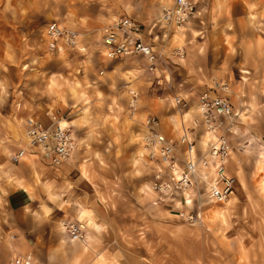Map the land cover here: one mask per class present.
<instances>
[{
  "label": "rangeland",
  "instance_id": "1",
  "mask_svg": "<svg viewBox=\"0 0 264 264\" xmlns=\"http://www.w3.org/2000/svg\"><path fill=\"white\" fill-rule=\"evenodd\" d=\"M172 1L0 0V264L26 253L33 264H264V0H194L177 35L163 19ZM120 15L140 22L154 69L142 53L103 54L100 28ZM55 19L81 30L86 49L48 47ZM218 79L237 111L227 163L235 192L214 201L197 175L189 201L181 190L170 197L155 187L164 164L149 157L145 118L158 116L182 163L179 135L189 127L200 148L191 118ZM52 110L76 135L71 159L13 162L26 117L48 121ZM28 172L37 195L24 216L6 193ZM15 224L37 227L30 250L10 242Z\"/></svg>",
  "mask_w": 264,
  "mask_h": 264
},
{
  "label": "built area",
  "instance_id": "2",
  "mask_svg": "<svg viewBox=\"0 0 264 264\" xmlns=\"http://www.w3.org/2000/svg\"><path fill=\"white\" fill-rule=\"evenodd\" d=\"M194 0H173L164 5L163 19L172 23H182L194 14ZM101 41L104 45L103 54L109 57L121 55H136L142 53L149 61L150 69L157 63V53L152 44L142 37L140 22L129 16L120 17L105 22L101 26ZM47 46L53 50L65 48L86 49L82 33L73 25H66L58 20H52L46 27ZM228 83L225 79L213 82L210 89H202L195 103L196 113L191 118V126L211 131L214 135L209 138L202 150L197 147L196 140L189 134V127L179 135L180 142L185 146L182 163L178 161L176 141L161 130V124L156 114H148L145 118L146 131L143 135L149 157L164 164L156 170L155 187L168 196L173 197L179 190L185 194V189L195 181L198 167L212 166V175L206 183L207 195L214 201L222 202L235 190L236 176L228 170L227 163L232 151V142L228 135L234 128L237 111L227 96ZM135 106L138 93L131 88ZM176 103L182 102L181 96H176ZM24 142L11 152L10 159L18 162L27 155H33L53 166L69 161L77 146L73 128L63 122V115L57 110L50 111L49 120H43L29 115L25 120ZM201 132V133H202ZM200 165V166H199ZM181 193V192H180ZM187 202L186 196L183 199ZM181 213L190 218H196L197 213L182 210ZM71 229L77 235L81 234L79 225L71 223ZM16 264H33L27 257L15 258Z\"/></svg>",
  "mask_w": 264,
  "mask_h": 264
},
{
  "label": "crops",
  "instance_id": "3",
  "mask_svg": "<svg viewBox=\"0 0 264 264\" xmlns=\"http://www.w3.org/2000/svg\"><path fill=\"white\" fill-rule=\"evenodd\" d=\"M203 133H201L199 135V141H198V146L203 150L205 147L204 141H202L201 139L204 138L202 137ZM28 160H34L36 161V159L38 160L37 157L33 156V155H29V157L27 158H22L20 161H27ZM30 172L25 173L22 175L23 179H19V181L17 182L19 184V182L21 183V185L16 186L10 190H8V192L6 193V197L8 199V204H9V208H11V210H14L15 212H21L22 214H24V216L26 215H30L29 212H27L25 210V207H27L30 203H32L35 199V196L37 195V191H34V189H31V187H29V185H33V182H30L31 177L29 176ZM206 183H208V181H206ZM207 185H205L206 187ZM235 192V190H234ZM233 192V193H234ZM190 191L185 192L186 198L188 199V197L190 196ZM232 193V194H233ZM1 195H4L3 193L0 192ZM209 198V197H208ZM16 218H18L17 216H15V220H17ZM37 227H24L21 224H15V227L13 228V234L12 236L14 237L10 242L13 244H17L18 247H16V250H30L31 244H33V242L31 241V238H29L30 236L33 238V236L36 235L37 233ZM15 234H17L15 236ZM29 236V237H28ZM52 242V241H50ZM26 248H22V246ZM26 255L29 257L28 259H32L31 261L34 263V258L31 256V253H26ZM43 260V264H48V258L47 259H42Z\"/></svg>",
  "mask_w": 264,
  "mask_h": 264
},
{
  "label": "bare ground",
  "instance_id": "4",
  "mask_svg": "<svg viewBox=\"0 0 264 264\" xmlns=\"http://www.w3.org/2000/svg\"><path fill=\"white\" fill-rule=\"evenodd\" d=\"M172 27H173V29H175V32H177L176 33V35L179 33V31H180V29L182 28L181 27V25H179V24H176V23H172ZM196 108V107H195ZM63 122L65 123H68V120H66V119H63ZM203 136L202 137H204V138H202L201 140L202 141H204V144H205V146L207 145V143H208V140H209V138H211V136H213L214 134L211 132V131H209V130H206V129H203ZM198 139V138H197ZM198 141H199V139H198ZM27 157H29V155H27ZM27 157H25V158H27ZM200 166V165H199ZM198 172L200 173V175L201 176H204V178L206 179V180H208L209 179V177H208V175H212L213 174V171H212V166H210V167H206V166H201V167H198ZM149 191V193H152V190L151 189H149L148 190ZM188 191H190V188H188V189H185V191L184 192H188ZM209 197V196H208ZM228 198V197H227ZM226 198V199H227ZM225 199V200H226ZM188 201L190 200V196L188 197V199H187Z\"/></svg>",
  "mask_w": 264,
  "mask_h": 264
}]
</instances>
